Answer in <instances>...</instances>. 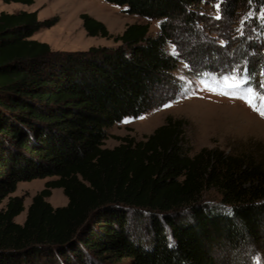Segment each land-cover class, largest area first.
I'll return each instance as SVG.
<instances>
[{
	"label": "trees",
	"instance_id": "obj_1",
	"mask_svg": "<svg viewBox=\"0 0 264 264\" xmlns=\"http://www.w3.org/2000/svg\"><path fill=\"white\" fill-rule=\"evenodd\" d=\"M107 1L158 19L159 32L149 34L146 22L112 35L84 13L88 35L119 44L59 51L32 38L54 19L40 21L36 11L0 12V264H217L221 248L258 245L263 161L219 148L190 155L185 121L172 116L142 140L116 137L118 145L103 147L108 128L141 116L161 89L176 86L181 56L167 49L177 44L174 22L191 32L208 4L219 3L222 19L243 0ZM250 6L256 14L264 0ZM244 71L254 88V64L247 62ZM47 177L54 178L16 222L24 210V197L12 195L18 183ZM53 188L62 189L66 205L47 201ZM208 192L218 201L206 200Z\"/></svg>",
	"mask_w": 264,
	"mask_h": 264
},
{
	"label": "rangeland",
	"instance_id": "obj_2",
	"mask_svg": "<svg viewBox=\"0 0 264 264\" xmlns=\"http://www.w3.org/2000/svg\"><path fill=\"white\" fill-rule=\"evenodd\" d=\"M217 4L212 2L204 7L206 16L192 33L182 21L174 22L177 44L169 43L167 49L172 52L174 46L175 52L181 56L173 71L176 86L161 89L157 93L159 99L141 116L124 117L108 128L103 147L118 145L116 137L130 136L142 140L163 124L167 116H172L185 121L184 148L190 155L201 148H219L227 153L250 154L264 162V116L259 114L264 112V88L256 90L257 85H264V17L259 12L247 15L254 13L253 8L251 3L243 0L237 4L234 15L221 19ZM21 10L36 11L40 21L55 20L52 26L35 32L32 38L59 51H80L92 46L116 47L119 44L113 37L88 35L82 25L81 14L84 13L101 21L112 35L121 34L129 24L146 22L149 23V34L159 32L158 19L130 13L127 5L107 0H33L31 4L0 0V12ZM257 22L261 25H256ZM250 61L257 72L252 92H248L247 87L243 90L235 87L241 82L240 75L245 76L244 66ZM52 178L42 179L41 188L34 183L16 189L15 193L26 200L20 216L25 214L32 194L40 191ZM58 192H61L63 202ZM206 196L209 201L219 199L213 192ZM48 198L54 206L63 205L66 199L60 188H53ZM257 254L264 264V237L256 246L219 249L216 251L217 264H253V257Z\"/></svg>",
	"mask_w": 264,
	"mask_h": 264
},
{
	"label": "snow or ice",
	"instance_id": "obj_3",
	"mask_svg": "<svg viewBox=\"0 0 264 264\" xmlns=\"http://www.w3.org/2000/svg\"><path fill=\"white\" fill-rule=\"evenodd\" d=\"M250 3H251V0H250ZM217 8L220 7L219 4L216 5ZM255 13H252V12H249L247 15L251 16V15H254ZM259 15L264 17V6L261 7V10L259 12ZM219 18V17H218ZM172 52H175V47L173 46V49L171 50ZM247 71V70H245ZM233 77L235 76V73L231 74ZM240 79V84L239 85H236L235 87L240 89V90H243L245 88V86L247 85V91L248 92H252L253 91V86L251 85L250 81L252 80V76L249 75L247 78H245L243 75H240L239 77ZM260 88H264V85H257L256 86V90H259ZM227 94V93H225ZM169 105H164V107H168ZM261 116H264V112H260L259 113ZM126 122V121H125ZM222 213L225 215V216H231L232 213L229 209L227 208H224L222 209ZM169 247H174V243H171L169 244ZM253 264H261V258L259 257V255L257 254L256 256L253 257Z\"/></svg>",
	"mask_w": 264,
	"mask_h": 264
},
{
	"label": "crops",
	"instance_id": "obj_4",
	"mask_svg": "<svg viewBox=\"0 0 264 264\" xmlns=\"http://www.w3.org/2000/svg\"><path fill=\"white\" fill-rule=\"evenodd\" d=\"M39 180V181H38ZM41 180V181H40ZM43 180L42 179H34V180H32V181H25V182H19L18 183V185H17V189H18V187H20V186H23V187H25V186H28L29 185V187L31 186V185H33L34 183H36V185L37 186H40V188L42 187L41 185H43V182H42ZM61 189V188H60ZM62 190V189H61ZM63 192V191H62ZM15 193V192H14ZM12 194V195H17L16 193L15 194ZM34 195V193L32 194V196ZM58 196H60L61 197V201L63 202V196H62V194H61V192H58ZM50 197V196H49ZM66 197V196H65ZM30 198H32V197H30ZM48 200V202L50 203V201H49V198L47 199ZM26 201V200H25ZM25 201H24V206H25ZM28 202V205L30 204V202H31V199H29V201H27ZM66 203H67V197H66V199L64 198V203H63V205H60V206H64V205H66ZM51 204V203H50ZM52 205V204H51ZM53 207H58V206H54V205H52ZM28 207V206H27ZM24 209H25V207H24ZM26 210H27V208H26ZM23 212V211H22ZM21 214V213H20ZM20 214L19 215H17L15 218H14V220L16 221V222H18V223H22L23 221H24V219H25V216H26V212H25V214H23L22 216H20Z\"/></svg>",
	"mask_w": 264,
	"mask_h": 264
}]
</instances>
